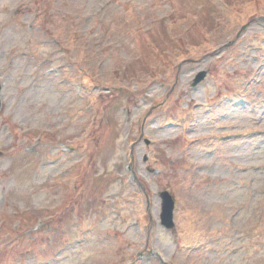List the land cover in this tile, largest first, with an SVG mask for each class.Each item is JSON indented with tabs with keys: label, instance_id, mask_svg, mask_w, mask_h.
<instances>
[{
	"label": "rangeland",
	"instance_id": "rangeland-1",
	"mask_svg": "<svg viewBox=\"0 0 264 264\" xmlns=\"http://www.w3.org/2000/svg\"><path fill=\"white\" fill-rule=\"evenodd\" d=\"M0 85V264H264V0H0Z\"/></svg>",
	"mask_w": 264,
	"mask_h": 264
},
{
	"label": "water",
	"instance_id": "water-1",
	"mask_svg": "<svg viewBox=\"0 0 264 264\" xmlns=\"http://www.w3.org/2000/svg\"><path fill=\"white\" fill-rule=\"evenodd\" d=\"M203 77H204V72H200L194 79L193 84L198 83ZM159 195L162 199V212L160 215L161 223L165 225L167 228H171L174 225L172 220V210L174 206V201L166 191L160 192Z\"/></svg>",
	"mask_w": 264,
	"mask_h": 264
}]
</instances>
